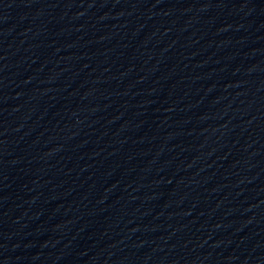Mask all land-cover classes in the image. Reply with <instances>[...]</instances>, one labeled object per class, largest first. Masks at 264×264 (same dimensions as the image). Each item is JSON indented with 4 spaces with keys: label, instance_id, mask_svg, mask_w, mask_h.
<instances>
[{
    "label": "water",
    "instance_id": "1",
    "mask_svg": "<svg viewBox=\"0 0 264 264\" xmlns=\"http://www.w3.org/2000/svg\"><path fill=\"white\" fill-rule=\"evenodd\" d=\"M0 264H264V0H0Z\"/></svg>",
    "mask_w": 264,
    "mask_h": 264
}]
</instances>
